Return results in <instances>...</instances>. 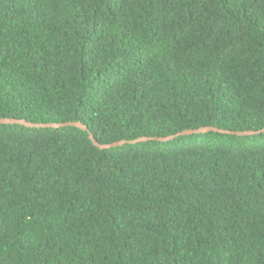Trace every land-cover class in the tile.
<instances>
[{
	"label": "trees",
	"instance_id": "trees-1",
	"mask_svg": "<svg viewBox=\"0 0 264 264\" xmlns=\"http://www.w3.org/2000/svg\"><path fill=\"white\" fill-rule=\"evenodd\" d=\"M0 117V264H264V0H0Z\"/></svg>",
	"mask_w": 264,
	"mask_h": 264
},
{
	"label": "water",
	"instance_id": "water-1",
	"mask_svg": "<svg viewBox=\"0 0 264 264\" xmlns=\"http://www.w3.org/2000/svg\"><path fill=\"white\" fill-rule=\"evenodd\" d=\"M0 122L2 123H21V124H24V125H27V126H50V127H58V126H61V125H75V126H78L80 128H83V129H88L87 125H85L84 123H82L81 121H70V122H66V123H32V122H29L25 119H19V118H14V117H0ZM213 128V127H211ZM207 129H210L209 127H203L201 130L202 131H205ZM216 129V128H214ZM222 131H227V130H222ZM185 132H189V131H183V133ZM233 133H237V134H252V133H255V131L253 130H245V131H232ZM180 134V133H178ZM90 138L91 140L93 141V143L101 148H106V147H112V146H116V145H121V144H124L126 142H128V140H118V141H114L112 143H99L98 141H96V139L94 138V135L92 133H90ZM175 135H171V136H168V137H156L157 139H160V140H168V139H171L173 138ZM141 139H149L148 137H140L138 138V140H141ZM132 141H135V140H132Z\"/></svg>",
	"mask_w": 264,
	"mask_h": 264
}]
</instances>
